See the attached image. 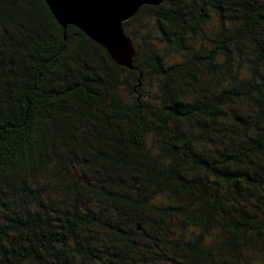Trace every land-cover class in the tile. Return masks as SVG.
Listing matches in <instances>:
<instances>
[{
    "label": "trees",
    "instance_id": "obj_1",
    "mask_svg": "<svg viewBox=\"0 0 264 264\" xmlns=\"http://www.w3.org/2000/svg\"><path fill=\"white\" fill-rule=\"evenodd\" d=\"M124 30L132 70L45 0H0V264H264V0Z\"/></svg>",
    "mask_w": 264,
    "mask_h": 264
},
{
    "label": "water",
    "instance_id": "obj_2",
    "mask_svg": "<svg viewBox=\"0 0 264 264\" xmlns=\"http://www.w3.org/2000/svg\"><path fill=\"white\" fill-rule=\"evenodd\" d=\"M165 0H45L57 22L66 29L76 26L107 50L119 66L134 69L136 48L125 33L124 23L144 5Z\"/></svg>",
    "mask_w": 264,
    "mask_h": 264
},
{
    "label": "rangeland",
    "instance_id": "obj_3",
    "mask_svg": "<svg viewBox=\"0 0 264 264\" xmlns=\"http://www.w3.org/2000/svg\"><path fill=\"white\" fill-rule=\"evenodd\" d=\"M140 19L142 21H144L142 24L139 25L138 22H134L130 26L131 29H132V31L134 32V34H136L135 35L136 36L135 37L136 38V42H139V43L143 44V40L144 39H145V42H148L151 39L154 40L155 37L150 36V34H155L153 32H156L157 31V27H156L155 21L154 20H152V21L149 20V18L147 17V15H141V18ZM142 38H143V40H142ZM134 46H135V43H134Z\"/></svg>",
    "mask_w": 264,
    "mask_h": 264
}]
</instances>
